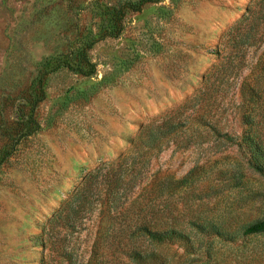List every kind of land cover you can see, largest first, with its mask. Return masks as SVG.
<instances>
[{"label":"rangeland","instance_id":"1","mask_svg":"<svg viewBox=\"0 0 264 264\" xmlns=\"http://www.w3.org/2000/svg\"><path fill=\"white\" fill-rule=\"evenodd\" d=\"M263 219L264 0H0V264H264Z\"/></svg>","mask_w":264,"mask_h":264},{"label":"trees","instance_id":"2","mask_svg":"<svg viewBox=\"0 0 264 264\" xmlns=\"http://www.w3.org/2000/svg\"><path fill=\"white\" fill-rule=\"evenodd\" d=\"M139 11V10H138ZM87 66L90 68H92V72H86L84 67H80L79 70H77L79 73H81L84 76H89L94 74L95 71V66L87 60ZM70 69L73 70L72 66H69ZM245 140L248 139L249 137H244ZM249 148H251L252 152H259L261 150H259L258 145L254 144L253 142L250 143ZM126 197V196H125ZM143 231H145V233L148 235V237L151 240H156V241H164L170 234L169 232H153L151 231L149 228H145ZM264 232V219L257 221L256 223L250 224L245 228V234L247 235H254V234H258Z\"/></svg>","mask_w":264,"mask_h":264}]
</instances>
